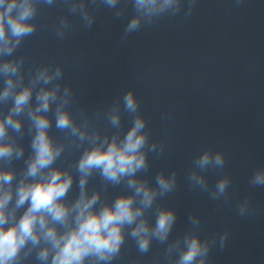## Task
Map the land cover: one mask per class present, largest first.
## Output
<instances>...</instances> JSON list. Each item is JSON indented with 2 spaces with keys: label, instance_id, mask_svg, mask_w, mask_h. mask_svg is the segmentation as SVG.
Here are the masks:
<instances>
[{
  "label": "water",
  "instance_id": "95a60500",
  "mask_svg": "<svg viewBox=\"0 0 264 264\" xmlns=\"http://www.w3.org/2000/svg\"><path fill=\"white\" fill-rule=\"evenodd\" d=\"M87 8L93 20L86 26L66 0H38L34 31L8 57L19 61V84L33 87V108L41 86L35 81L37 69L60 68L54 82L58 100L67 87L66 107L86 136L80 141L67 129H56V105H49L48 134L61 146L54 166L72 177L66 201L79 192L75 164L90 146L89 138L95 134L97 143L119 138L131 123L133 114L121 101L131 89L147 136V167L136 177L155 187L158 173L175 176L172 190L158 193L144 218L151 224L156 208L163 206L172 209L175 220L168 238L151 240L146 252L137 250L125 227L124 242L111 264H174L176 251L169 252V247L192 231L201 239L227 234L222 248L216 242L210 245L206 264H264V185L250 183L252 173L264 167V0H195L191 6L180 0L175 14L142 20L127 34L124 27L134 13L131 0H119L115 8L94 0ZM61 18L68 28L59 38ZM10 106L11 99L0 101V114ZM112 110L119 116L115 126L109 121ZM26 113L27 108L20 131H8V139L22 147L21 157L7 164L17 178L30 155L32 130ZM205 148L222 155V167H195ZM191 172L203 177V188L189 181ZM221 176L229 183L225 194L213 199L210 193ZM85 189L95 190L101 202L130 191L126 178L111 184L95 170ZM244 200L249 210L240 216L237 207ZM35 252L21 264H40Z\"/></svg>",
  "mask_w": 264,
  "mask_h": 264
},
{
  "label": "clouds",
  "instance_id": "9594fccd",
  "mask_svg": "<svg viewBox=\"0 0 264 264\" xmlns=\"http://www.w3.org/2000/svg\"><path fill=\"white\" fill-rule=\"evenodd\" d=\"M52 3L53 0H46ZM94 0H66L72 12H79L87 26L93 17L87 4ZM108 8H115L119 0H100ZM237 3L240 0H236ZM38 0H0V101L11 99L7 112L0 114V264H21L36 249L35 259L40 264H111L127 235L135 241L137 250L146 252L151 240L164 242L172 229L175 216L171 208L159 206L154 220L149 224L144 218V210L152 207L157 194L172 190L174 174L158 173L155 187L150 186L136 173L147 167L145 159L146 132L144 119L137 114V99L131 89L121 98L124 109L133 114L131 123L119 138L95 142V134L89 138L86 147L76 160L79 173V192L71 201L65 197L72 186V177L66 170L54 166L60 156L61 146L48 134L49 105L55 104V128L67 129L78 140L86 139L85 132L73 121L66 107L68 89L57 97L60 68L49 70L40 67L35 73V81L41 86L35 91V107L29 102L33 96L31 84H19V61L9 59L22 38L34 31L33 17ZM134 13L126 21L125 34L134 32L141 21H151L163 13L175 14L180 0H131ZM189 6L195 0H187ZM68 24L61 18L56 34L62 38ZM27 108L32 135L30 155L24 161L22 175L17 178L13 168L7 164L22 155V147L8 139V131L19 132L21 115ZM112 125L119 123L115 110L110 111ZM151 150V149H149ZM195 167L203 170L219 168L223 157L219 152L207 148L194 161ZM111 184H118L126 178L130 191L121 192L110 202H101L99 194L86 191V180L93 171ZM191 183L203 188L204 179L196 172L188 176ZM229 183L227 176L219 177L210 193L215 199L225 194ZM250 183L264 185V167L257 168L250 177ZM247 200L237 207V213L244 216L248 211ZM194 225L195 220L190 218ZM226 233L218 240L201 239L195 231L187 232L168 249L176 251L174 264H206L209 247L216 242L224 246Z\"/></svg>",
  "mask_w": 264,
  "mask_h": 264
}]
</instances>
